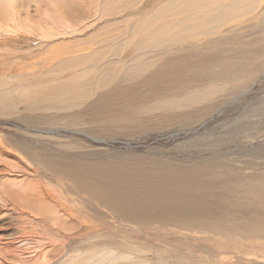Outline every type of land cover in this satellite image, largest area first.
<instances>
[{
    "label": "rangeland",
    "instance_id": "rangeland-1",
    "mask_svg": "<svg viewBox=\"0 0 264 264\" xmlns=\"http://www.w3.org/2000/svg\"><path fill=\"white\" fill-rule=\"evenodd\" d=\"M37 2L41 5L31 4L22 11L23 23L20 24L24 29L21 30L20 37L16 41L4 40L2 37L7 46L0 44V168L3 166L11 168L4 170L6 174L2 175L4 180L1 182L9 178L17 180L25 178L24 175L30 172L26 168L27 164H31L38 172L47 171V175L50 173L52 178L54 176L59 179L58 175L49 171L47 164L48 168H43L41 157L67 159V156L68 162L72 163L70 165L83 167L84 171L91 175V179H94L93 181H98V184L119 179L127 180V178L130 180L146 178L151 173H162L177 167L200 168L227 176L236 174L245 177L259 174L264 176V77L258 79L255 85L243 94L241 91L249 84L243 83L240 87H227L224 91H220L216 82L221 76L220 73L208 69L199 72L202 74L200 81L189 86L191 79L198 74L195 73L194 68L188 66L191 61H186L187 58L185 62L176 60L189 55L190 51L203 53L206 51L202 45L204 41L220 39L222 35L201 34L192 36L185 42L183 37L186 28L183 22L187 21V16L180 7L172 6V13L169 16L171 18L166 24L170 38L158 51L151 49L140 51L139 57L144 55L147 59H151L153 64L144 69H135L137 64L133 60L138 55H135L136 49L133 44L149 36L144 31L143 36L138 37L140 38L138 40L135 29L144 20H148L150 26L151 17L154 16L153 10L159 5L175 3V0H38ZM51 2L54 3L55 8ZM42 6L46 8L45 11ZM48 8L50 12H47ZM46 14L53 16L55 14L54 17L59 14L63 19L59 24L56 20L57 24L54 23L55 26L50 27L48 23H53V20L47 19ZM149 14H151L150 18ZM63 21L65 27L61 26ZM28 22L33 25V33L25 32ZM172 22H175L174 28L168 25ZM66 24L71 29L66 27ZM149 26L151 32L149 33L153 34L155 28ZM231 26L233 24H228L219 31ZM208 28L209 26L206 25L202 28V32L204 33ZM45 34L48 37H45ZM154 37H157V33ZM125 38L127 39L124 40ZM131 38H136L137 42L134 40L132 45H127L132 41ZM191 43H197V47L191 49ZM115 44L119 48L122 46L118 48V52L116 51L118 46ZM227 48H233V45ZM83 54L88 56H83L87 61L75 63V68L74 64L69 65V68L67 64L64 68L56 67L63 58L68 60L74 58V55L82 57ZM113 54L117 55L114 57ZM93 57L97 60L93 61ZM167 58L175 61L168 62ZM163 62L168 64L163 66ZM161 65L170 73L180 67L178 75L174 76L175 81H171L169 85V81H165L160 75L155 77L157 80L154 83L147 82L146 78ZM185 67L187 70L181 75ZM77 75L83 77L82 80L79 79L82 81V91L78 97L72 99L75 104L71 106V110L63 112L41 107L40 103H43L45 98H50V93L58 91L61 80L72 82V78ZM258 75L259 72L256 76ZM152 77L154 75L149 76ZM196 85V91L191 96L192 103H188L189 107L185 106L178 110L171 108L172 102L186 100L192 90L190 88ZM212 88L215 89L214 93L208 95ZM68 96H65V100ZM59 97L63 99V96ZM82 97H85V100ZM205 106L210 107V111L206 115L198 116V112ZM68 113H81L85 117L83 116V119L80 117L79 120L69 119L74 120L69 124L62 121L47 122V125L43 123L28 125L24 122V118L64 116ZM167 118H176L178 122L173 120L169 122ZM56 130L58 132L51 137L45 134L46 131ZM57 179H53L54 182H58ZM137 183L133 188L137 194L147 191ZM68 188L71 200L79 198L84 202V214L74 213L72 205L68 208L72 222L76 223L69 228L70 242H65V251H69L70 255L77 249L85 255H91L96 249L113 248L121 252L130 251L136 257L134 260L139 263L148 260L151 264H192V252L194 249L197 250L195 246L201 245L202 257H206L204 254L206 249H211L209 248L211 245L181 240L179 233L157 227L154 230L148 229L149 227L140 228L143 233L131 234L134 236L133 239L127 240L136 248L123 246L122 241L125 240L123 237L127 236L129 227L122 225L104 208H100L103 204L99 198L100 209L97 212L91 211L88 206L90 192L78 197L69 186ZM10 210V207H4L0 212L5 214L11 212ZM17 232V227L10 223L8 217L0 218V239H9ZM79 236L83 237L81 244H78ZM115 242H118V245H114ZM34 246L31 245V248ZM213 252L219 257L222 251ZM31 257V254H27L23 258L30 260ZM217 257H214L216 264Z\"/></svg>",
    "mask_w": 264,
    "mask_h": 264
},
{
    "label": "bare ground",
    "instance_id": "bare-ground-1",
    "mask_svg": "<svg viewBox=\"0 0 264 264\" xmlns=\"http://www.w3.org/2000/svg\"><path fill=\"white\" fill-rule=\"evenodd\" d=\"M37 1L0 0V42H2L0 44L7 46L2 37H4V40L14 39L15 41L20 37L21 30L23 31L24 29V26L22 27L20 24V22L23 23L22 11L28 5L40 4ZM51 4L55 8L54 3L51 2ZM167 4L164 6L159 5L154 9L153 17H151V14L148 15L152 19L151 23H149L150 26L155 28V32H152L153 34H150L148 20H144L134 31L137 38L142 37L144 31H146L145 34L149 35L146 39L133 44L136 49L135 55H138L133 60L137 64L135 69H144L153 64L152 60L147 59L144 55L139 57L141 55L140 51H143V49L158 51L165 41L170 38L166 24L171 18L169 16L172 13L173 6V8L180 7L184 15L187 16V21L183 22L186 28L183 37L185 42L192 36L201 34L209 36L222 35L220 39H213L212 41L207 39L204 41L202 45L206 51H203V53L200 51L192 53L190 51L189 55L176 59L178 61H184L186 58V61L190 60L191 64L188 66L191 69L194 68L195 73L198 74L191 79L189 86L200 81L202 76L200 73L208 69L220 73L221 76L216 79L217 88L220 91H224L227 87H240L243 83L249 84L246 89L241 91L243 94L248 89H251L258 79L264 77V0H175V3ZM42 7L45 11L46 8ZM46 15L47 19L53 20V23H48L50 27L52 25L54 27V23L57 24L56 20L59 24L60 20L63 19L59 14L56 17H54L55 14L54 16ZM173 23L175 22L168 24L169 27L174 28L175 25ZM61 24L63 27L65 25L64 21ZM228 24H233V26L219 31ZM67 25L66 27L71 29ZM206 25L209 28L203 33L202 28L206 27ZM25 29V32L33 33V25H30L29 22ZM159 31H163V33H159ZM156 33L157 37H154ZM45 37L48 36L46 35ZM135 39L131 38L130 40L132 41L127 45H132ZM231 45H233V48H227V46ZM106 46L108 45L106 44ZM194 47H197V43H191L190 48ZM118 48L119 46L116 48L117 52L119 51ZM122 51L124 50L122 49ZM83 56L88 57L83 54L82 57H75L74 55V58L68 60L63 58L56 64V67L64 68L65 64H67L69 68V65L72 66L74 64L73 67L75 68V63L86 59ZM96 60L95 58L93 59V61ZM166 60L168 62L175 61L168 60V58ZM168 62H163V66L168 64ZM163 66L161 65L154 73L150 74V77L153 75L154 77L149 78L148 76L146 81L154 83L157 80L155 77L160 75L165 81H169V85L172 83L171 81H175L174 76L178 75L180 67L170 73L166 72ZM186 70L185 67L181 75L185 74ZM258 72L259 75L257 77ZM46 75L48 76L49 74L46 73ZM82 78V76L77 75L72 78V82H70L71 78L69 82L61 80L58 85V91L52 92L53 94L50 93V98H45L43 103H40L41 107L48 110L68 111L75 104L72 99L81 94L82 81L79 79L82 80ZM200 86L201 84L198 87L200 88ZM196 87L197 85L190 88L192 90L187 96L190 99L186 98V100L172 102L171 108L178 110L185 106L189 107L188 105L192 103L193 98L191 96L196 91ZM20 91L19 93H21ZM214 91L215 89L212 88L208 95L214 93ZM59 96H63V99ZM65 96H68L66 100ZM84 98L83 100H85ZM208 111H210V107L205 106L198 112V116L206 115ZM83 116L81 113H68L64 116L24 118V122L28 125H39L41 123L47 125L48 123L62 121L69 124L74 121L69 119L79 120L80 117L83 119ZM167 119H169V122L170 120L178 122L176 118ZM57 132V130L46 131L45 134L51 137ZM41 159L43 160V168L49 167V171L51 170L53 174L58 175L59 179L54 178V176L52 178L50 173L47 175L46 170V173L38 172L32 168L31 164H25L27 170L29 169L30 171L24 175L25 178L20 180L9 178L1 182L4 180L2 175L6 174L4 170H11V168L4 166L0 168V209L4 207L11 208L9 213L2 214L0 212V218L8 217L10 223L18 229V232L9 237V239H0V264H122L121 262L124 261L125 263L127 262L126 264H151L148 260L145 263H139L134 260L136 257L130 251L121 252L113 248L96 249L91 255H85L84 252L78 249H73L74 252L71 255L69 251H65V242H70V237H68L69 228L71 225L76 224L72 222V216L68 213L69 205L73 206L74 213L84 214V202L79 198L71 200L68 186L78 197L81 194L90 192L91 198L88 206L91 211L97 212L98 209L104 208L111 213V216L118 219L122 225L129 227V231L126 233L127 236L123 237L125 239L122 241L124 243L123 246H133L132 249L136 248L132 242L127 240L133 239L132 237L134 236L131 234L143 233L140 228L149 227L148 229L154 230L157 227L168 232L179 233L182 237L181 240L184 239L200 244L206 243L211 245L209 248L211 247L213 251H222L220 256L217 257L215 256L217 254L214 255L211 249H206L204 253L206 257H202L200 255L202 252L201 245L195 246L197 250L195 251L194 249L192 252L194 264H216L214 257H217V264H264L263 175L245 177V175L236 174L227 176L218 175L215 172L200 168L177 167L162 173H151L146 178H132V180L127 178V180L119 179L98 184V181H93L94 179H91V175L84 171L83 167L70 165L72 163L68 162V156L67 159L64 157H41ZM73 164L75 163L73 162ZM10 166L12 167V165ZM43 168L41 171H43ZM24 170L26 169L24 168ZM53 179H57L58 182H54ZM138 181L139 183H137ZM136 183L138 186L146 188L147 191L137 194L135 189H133ZM98 198L103 204L100 208H98ZM194 232H197V234H194ZM78 239L80 241L78 244H81L83 237L79 236ZM117 243L115 242L114 245H118ZM19 245L22 246L18 247ZM31 245L35 246L31 248ZM175 248L177 249L176 246ZM139 249L138 253H140ZM27 254L32 255L30 260L23 258Z\"/></svg>",
    "mask_w": 264,
    "mask_h": 264
}]
</instances>
